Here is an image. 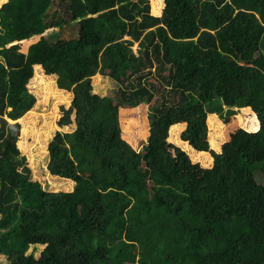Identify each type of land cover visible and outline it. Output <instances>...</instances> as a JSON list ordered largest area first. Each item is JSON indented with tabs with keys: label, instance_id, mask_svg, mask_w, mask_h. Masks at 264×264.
Segmentation results:
<instances>
[{
	"label": "trees",
	"instance_id": "trees-1",
	"mask_svg": "<svg viewBox=\"0 0 264 264\" xmlns=\"http://www.w3.org/2000/svg\"><path fill=\"white\" fill-rule=\"evenodd\" d=\"M57 1L8 0L0 7V75L7 77L0 157L21 139L20 124L5 118L8 93L23 97L16 121L35 104L28 88L33 64L47 57L71 77L77 126L64 135V162L53 166L63 178L43 185L24 155L7 161L0 255L8 264H264V163L237 182L226 173L221 190L185 188L142 166L141 151L120 125V112L142 103L152 104V127L175 109L193 108L199 81L219 108L231 114L249 107L259 121L257 131L238 130L224 153L245 150L259 155L255 163L264 161V0L187 1L180 30L168 12L152 15L150 0ZM158 27L172 36L167 44ZM53 28L72 36L35 45L30 56L22 52L20 43ZM98 74L117 83L104 95L92 85ZM63 179L70 191L50 189Z\"/></svg>",
	"mask_w": 264,
	"mask_h": 264
},
{
	"label": "rangeland",
	"instance_id": "rangeland-1",
	"mask_svg": "<svg viewBox=\"0 0 264 264\" xmlns=\"http://www.w3.org/2000/svg\"><path fill=\"white\" fill-rule=\"evenodd\" d=\"M7 1L0 0V7ZM187 1L192 2V0H150L151 13L163 19L164 14L168 12L171 25H175L180 30L187 19L183 12ZM156 31L158 38L164 44H167L168 39L172 37L163 34L166 32L165 29L158 27ZM194 34L189 36L186 34L179 38L188 40L194 38L196 36ZM71 36L68 35L67 29H49L40 36L20 43L21 50L25 55L30 56L32 55L30 50L35 45L46 40L55 42L58 37L69 39ZM133 51L139 56L138 44L134 45ZM33 67L34 76L28 84L30 95L35 100L32 109L20 119L13 121L12 117L18 112L23 97L17 91L9 92L7 96L5 118L11 123L20 124L21 139L18 144L10 146L3 157H0V177L5 172L7 161L21 154L26 157L32 169V176L46 185L56 177H61L58 174V167L56 171L53 170V166L64 162L62 154L64 135L74 132L77 128L76 113L71 107L74 86L65 65L54 56L47 57L44 63L40 61L34 63ZM6 82V75L1 74L0 88H3ZM116 84L101 74L96 75L92 80L94 91L101 95L106 94L111 90L110 87H115ZM196 86L193 92L198 100L196 106L190 109H175L162 116L153 127L148 118L152 104L142 103L135 108L122 110L120 125L123 138L141 151L142 166L148 169H160L171 182L180 181L185 188L207 186L210 189L221 190L225 187L221 179L226 173H234L236 176L234 182H237L264 163V161L255 163L259 155L249 151L243 150L232 156L223 151V145L229 142L238 130L255 131L252 125L256 124L258 119L249 107L234 108L230 114L227 109L219 108L208 97L207 92H202L199 81L196 82ZM216 105L218 109L215 108ZM209 108L214 112H210ZM217 169L215 174L213 171ZM192 172H200L201 177L193 179L189 174ZM212 173L216 178H212ZM257 174L262 176L263 173ZM68 180L74 183L73 180ZM50 187L55 191L72 189L68 181ZM0 263L8 264L7 257L0 255Z\"/></svg>",
	"mask_w": 264,
	"mask_h": 264
},
{
	"label": "crops",
	"instance_id": "crops-1",
	"mask_svg": "<svg viewBox=\"0 0 264 264\" xmlns=\"http://www.w3.org/2000/svg\"><path fill=\"white\" fill-rule=\"evenodd\" d=\"M257 130H259V127H258V129ZM257 130H255V131H257Z\"/></svg>",
	"mask_w": 264,
	"mask_h": 264
},
{
	"label": "bare ground",
	"instance_id": "bare-ground-1",
	"mask_svg": "<svg viewBox=\"0 0 264 264\" xmlns=\"http://www.w3.org/2000/svg\"><path fill=\"white\" fill-rule=\"evenodd\" d=\"M22 42H24V41H22Z\"/></svg>",
	"mask_w": 264,
	"mask_h": 264
}]
</instances>
